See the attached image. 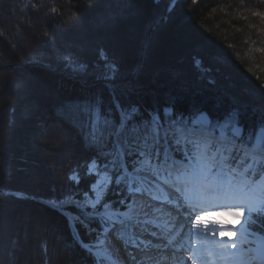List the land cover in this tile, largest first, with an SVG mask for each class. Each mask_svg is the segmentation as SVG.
<instances>
[{"label":"trees","instance_id":"trees-1","mask_svg":"<svg viewBox=\"0 0 264 264\" xmlns=\"http://www.w3.org/2000/svg\"><path fill=\"white\" fill-rule=\"evenodd\" d=\"M110 1L0 0V208L6 209L0 231L6 228L9 236L4 244L9 251L5 264H10L17 240L22 245L17 264H90L86 249L69 243L75 226L49 201L61 200L67 190L92 194L97 176L84 172L89 153L82 149L78 131L63 122L61 106L78 101L90 91H103V83L83 88L58 61V50L86 52L89 61L95 63V53L105 49L120 61L125 76L139 82L140 92L134 98L145 107L163 103L172 94H178L186 105L209 109L224 119L234 103L248 109L250 120L258 118L264 107V33L260 34L252 9L229 7L228 0H178L171 10L176 0H120L129 10L118 15L120 11ZM244 1L249 7L264 8V0ZM111 13L116 15L107 25ZM39 18L38 23L32 22ZM27 20L29 24H25ZM61 29L65 32L60 33ZM146 39H151L150 50L145 48ZM75 42L77 48L72 46ZM41 58L52 67L40 63ZM193 58L200 59L204 67L219 70L223 68L214 66L217 60H232L239 70L230 81L234 89H228L226 83L210 85L208 74L200 69L202 75L196 79ZM24 73L35 78L37 85L27 84L25 89L20 84L16 90L8 75L21 82ZM248 89L258 98L241 93ZM18 114L28 116L19 121L13 118ZM61 122L74 137H66L69 142L62 144L53 141L52 131V126ZM38 123L47 124L45 142L39 136ZM30 142L38 150L32 151ZM16 143H21L23 150H16ZM67 149L74 155L65 161L55 160L56 169L64 170V176L57 174L56 184L40 191L43 193L31 185L27 169L18 168L15 174L9 167L13 159L18 167H24L23 163L27 166L30 157L33 164L40 150L54 154ZM73 175L78 176L76 182L70 179ZM109 200L114 201L115 195L108 191L105 201ZM70 211L77 214L75 209ZM102 233V226L96 229L98 239ZM83 239L89 244L98 240L86 235Z\"/></svg>","mask_w":264,"mask_h":264},{"label":"snow or ice","instance_id":"snow-or-ice-1","mask_svg":"<svg viewBox=\"0 0 264 264\" xmlns=\"http://www.w3.org/2000/svg\"><path fill=\"white\" fill-rule=\"evenodd\" d=\"M145 48L150 50L151 39ZM56 55L83 88L103 83V91L61 106L63 122L78 131L89 153L85 175L103 172L92 186L94 199L85 191L49 201L76 228L69 243L86 249L90 264L112 255L114 264H264V107L252 120L240 103L231 106L227 119L217 118L209 109L182 103L178 94L145 107L134 98L139 82L125 76L105 49L95 53V63L82 51ZM40 63L52 67L43 58ZM37 128L43 139L47 124ZM70 179L77 181V175ZM107 185L114 201L102 198ZM214 214L237 217L238 223L212 219ZM5 216L0 208V223ZM101 226L108 247L86 243L85 235L98 239ZM193 234L197 243L185 247ZM15 244L10 264H17L22 251L19 240Z\"/></svg>","mask_w":264,"mask_h":264},{"label":"rangeland","instance_id":"rangeland-1","mask_svg":"<svg viewBox=\"0 0 264 264\" xmlns=\"http://www.w3.org/2000/svg\"><path fill=\"white\" fill-rule=\"evenodd\" d=\"M178 0H176L175 2H173V4L171 5V8L170 10L174 7V5L176 4ZM230 3H229V7L232 6L234 8H238L239 10H253L254 13H256L257 15V21H258V24L260 25V34H263L264 33V8L260 9V8H255V7H249V5L244 1V0H228ZM110 2H113L112 5H114L116 8H118V11H120V13L117 12V10H115L114 8V12L118 15H122V14H126L127 13V10L126 9V4H124L123 2H121L120 0H112ZM107 7L109 8H112V6L110 5H107ZM116 14H109V20L108 21H105V23H107V25L109 24V21H113V18L115 17ZM123 16H126V15H123ZM40 20V18L37 20H33L32 22L35 23ZM43 21V20H42ZM26 22L25 24H29L30 22L27 20V21H24ZM256 22V21H255ZM101 23L103 24V21H101ZM74 24V23H73ZM257 24V25H258ZM24 25V24H23ZM104 25V24H103ZM80 25H78V28H79ZM65 30H62L60 31V33H64ZM80 34V33H79ZM47 38V37H46ZM77 39V38H76ZM249 44H250V40L248 41ZM60 45L62 46H67L66 43H64V41H60L59 43ZM77 43L75 42L74 46L75 48H77ZM70 45V44H69ZM24 48V47H23ZM25 51V50H24ZM29 51V50H27ZM217 59V58H215ZM193 63L195 65V68L197 69H200L201 72H204L206 74H208V78L210 80H214L215 83H218V84H222V83H226V87L230 90H233V84L230 82L233 75L234 74H237L238 73V65L234 64V62L231 60H228V61H225V62H221L219 60H213V61H216L214 63V66H221L223 69H227L228 72H225L226 70H219L217 68H207V67H204V65L202 64V62L200 61V59L198 58H193ZM195 61H200L201 63L197 64ZM227 67V68H225ZM219 70V71H218ZM231 72V73H229ZM7 73V72H6ZM23 81L24 83L26 84H29V85H32L33 83L37 85V80L35 78H32L31 76H28L27 73H24L23 74ZM9 79L11 80L10 81V84L12 86L15 87L16 90H19V85L20 83L18 81H15L13 79H16L15 76H10L8 75ZM19 83V84H18ZM233 85V86H232ZM242 94H245L247 95L248 97H250L251 99H254V97H257L258 96H255V92H253L252 90H249L247 92L243 91L241 92ZM256 101V100H255ZM15 114V113H14ZM19 115V114H18ZM28 115L26 114H23V115H19L18 117L14 116L13 118H19V121H20V118L23 117L22 119H25ZM53 127V141H55L56 143H67L69 142V140H67L66 137H68V139H71L73 140V136L72 134H70L68 131H65L64 129H61L60 127H58L57 125L56 126H52ZM45 135H47L45 133ZM34 138V137H33ZM43 142H45V139H43ZM54 142V143H55ZM30 142V148L31 150H35V147L32 143ZM6 147L8 148V146H5V149ZM16 150H23L22 148V145L21 143H16ZM38 150V148L36 149ZM56 153V154H55ZM53 154V151H46V150H40L39 151V154H38V160H34L33 164L30 163V157L29 158V162L27 163V166L25 165V163H23V166L24 167H18V164L17 162H15V160L13 159V161L9 164V167L10 169H12L15 174H16V170L19 169H27L26 170V175L28 176L29 178V182L31 183V185H33V187L35 188V190L39 193H43V192H40V191H43V189H46L48 187H53V185L56 184V182H54V180L56 181V176L57 174H59V176L63 177L64 174H65V171L64 170H59V169H56L55 165L57 166V161H65L68 157L74 155V151L72 150H64L62 153H58V152H55ZM57 160V161H55ZM26 166V167H25ZM23 172V171H22ZM91 175H95L97 176V180L95 181L94 185H96L100 179L102 178L103 176V172H100L99 174H96L95 172ZM66 176V175H65ZM77 179H78V176H77ZM76 182V181H75ZM55 183V184H54ZM53 184V185H52ZM48 186V187H47ZM110 187V185H107L105 186V190L104 192L102 193V198L105 200L106 197H107V193H108V188ZM21 193V192H20ZM71 193L70 191H65V193L62 195L61 197V200L65 198V196L67 194ZM90 198H95V191L92 190V194L89 196ZM13 208V207H12ZM11 208V210H12ZM214 215H220V214H214ZM224 215L221 214V217H223ZM221 221H223L222 219H220ZM231 222L232 225H236L238 223V218L235 217V220H229ZM4 227V225H2V228ZM5 228V227H4ZM1 230V229H0ZM8 230L5 228L4 230L0 231V258L5 261V259L7 258V255H8V249L5 248L4 249V244H6L7 240L8 239ZM40 233V232H39ZM37 237V236H35ZM100 241H107L105 240V236H104V232L102 233V235L99 237L98 240H96L92 245H96L98 247H102L103 248V245L100 244ZM9 242V241H8ZM95 250V248H94ZM115 259L117 260V257L114 256ZM117 262V261H115ZM5 264V263H4ZM107 264H114V262L112 263L111 261L110 262H107Z\"/></svg>","mask_w":264,"mask_h":264},{"label":"bare ground","instance_id":"bare-ground-1","mask_svg":"<svg viewBox=\"0 0 264 264\" xmlns=\"http://www.w3.org/2000/svg\"><path fill=\"white\" fill-rule=\"evenodd\" d=\"M212 219H222L223 221L222 222H224V221H229V220H235V217H232V216H230V215H224L223 217H221V215H213L212 216ZM195 235V234H194ZM184 243V246H186V244H188V246L190 245V244H196L197 243V240H196V238L195 239H193L192 241L190 240V241H188V240H186V241H184L183 242ZM93 244V243H92ZM103 245V248H106V247H108V241H104V243L102 244ZM93 251H94V253H95V250H94V248H93ZM108 251H109V254H111L112 253V249L111 248H109L108 249ZM186 255V254H185ZM115 255H112V258H111V262L113 263V262H115V261H117L116 259H115V257H114ZM95 258V257H94ZM165 264H173V261L172 260H168V261H166L165 262Z\"/></svg>","mask_w":264,"mask_h":264},{"label":"water","instance_id":"water-1","mask_svg":"<svg viewBox=\"0 0 264 264\" xmlns=\"http://www.w3.org/2000/svg\"><path fill=\"white\" fill-rule=\"evenodd\" d=\"M194 66H195V65H194ZM200 73H201V72H200L197 68H194L193 76L196 77V79L199 78L198 75H199ZM200 75H202V73H201Z\"/></svg>","mask_w":264,"mask_h":264}]
</instances>
